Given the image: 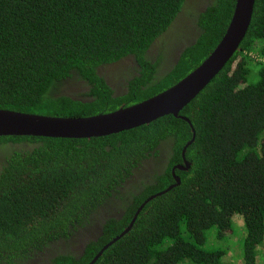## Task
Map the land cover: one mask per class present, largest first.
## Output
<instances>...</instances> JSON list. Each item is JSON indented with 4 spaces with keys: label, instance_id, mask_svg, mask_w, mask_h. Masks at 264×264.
Here are the masks:
<instances>
[{
    "label": "trees",
    "instance_id": "trees-1",
    "mask_svg": "<svg viewBox=\"0 0 264 264\" xmlns=\"http://www.w3.org/2000/svg\"><path fill=\"white\" fill-rule=\"evenodd\" d=\"M186 1L0 0V109L84 118L174 86L220 43L237 0H215L196 12L199 38L159 77L162 56L153 63L147 51ZM130 55L140 77L127 95L115 97L97 68ZM73 76L91 84L89 100L58 96L57 88ZM180 116L189 122L170 115L91 139L0 137L3 147L32 144L8 150L0 169V264L35 260L53 243L69 246L87 227L99 226L102 234L81 255L62 253L52 261L89 264L145 201L177 184L173 169L180 184L146 203L132 230L95 264H224L239 233L237 259L261 264L264 0H255L240 50ZM192 140L185 155L190 167L176 169L185 166L183 150ZM105 205H121L123 213L105 219Z\"/></svg>",
    "mask_w": 264,
    "mask_h": 264
},
{
    "label": "water",
    "instance_id": "water-1",
    "mask_svg": "<svg viewBox=\"0 0 264 264\" xmlns=\"http://www.w3.org/2000/svg\"><path fill=\"white\" fill-rule=\"evenodd\" d=\"M254 6L255 0H237L229 27L211 54L185 78L154 97L129 107H122L114 112L84 118L52 117L0 109V137L91 139L132 130L170 115L189 122L187 118L180 116L181 112L211 83L235 53L240 50V45L245 39L252 21ZM192 143L193 140L183 150L184 160L186 150ZM189 167L190 164L185 160V166H177L176 169L187 170ZM173 175L177 184L145 201L130 225L106 245L89 264H95L105 250L132 230L146 203L180 184V179L176 176L174 169ZM101 216H103V210H101ZM97 228L100 227H87L76 240L72 241L80 247L79 254L85 251L89 243L98 240L102 234V227L99 232H96Z\"/></svg>",
    "mask_w": 264,
    "mask_h": 264
},
{
    "label": "flooded vegetation",
    "instance_id": "flooded-vegetation-1",
    "mask_svg": "<svg viewBox=\"0 0 264 264\" xmlns=\"http://www.w3.org/2000/svg\"><path fill=\"white\" fill-rule=\"evenodd\" d=\"M212 1L215 0H187L182 11L179 13L171 27L150 46L147 51V58L155 63L162 56V59L159 61V77L170 74L178 64L183 51L196 43L199 38L200 28L194 14L203 11L204 7ZM97 73L114 92V96L121 97L130 92V83L136 77H140L141 69L136 58L130 55L117 62L100 66L97 68ZM91 90V84L80 76H73L72 78L65 80L57 88L58 96L62 95L74 100H82L84 102L91 98V96L88 95L91 93ZM31 148L32 144L28 143L9 144L7 147H3L2 144H0V169L7 158L8 150L13 149L16 151H22ZM169 150L170 149H168L167 152ZM160 152L166 153L164 151ZM154 168L156 169L157 167ZM161 168L163 167H159L158 170ZM150 171L151 170L149 169V174H151ZM128 191L129 188L127 189V192ZM121 205L118 207L105 205L102 209L103 216L101 217L106 219L118 217L123 213ZM99 229L100 228H97L96 232H99ZM50 250L51 252H49ZM49 251H47V253L39 254L35 260L29 262L24 261L25 263L23 264H53L52 261L60 255H81L79 254L80 247L72 242L69 246L62 241L59 242V244L53 243V245L49 247Z\"/></svg>",
    "mask_w": 264,
    "mask_h": 264
},
{
    "label": "rangeland",
    "instance_id": "rangeland-1",
    "mask_svg": "<svg viewBox=\"0 0 264 264\" xmlns=\"http://www.w3.org/2000/svg\"><path fill=\"white\" fill-rule=\"evenodd\" d=\"M241 223L242 222L238 221L236 224V227L237 229H239V232H241V229L243 226ZM239 239H241L240 233L236 236L232 248L227 250V255L226 257H224V261H223L224 264H241V261H240L241 259H237V255H239V252H241V248L239 247V244H238ZM261 260H262L261 264H264V253L261 255Z\"/></svg>",
    "mask_w": 264,
    "mask_h": 264
}]
</instances>
